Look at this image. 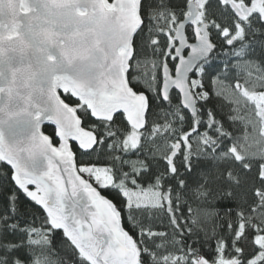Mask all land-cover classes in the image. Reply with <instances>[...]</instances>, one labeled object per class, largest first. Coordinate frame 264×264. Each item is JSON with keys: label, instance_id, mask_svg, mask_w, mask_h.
<instances>
[{"label": "snow or ice", "instance_id": "6c2138e0", "mask_svg": "<svg viewBox=\"0 0 264 264\" xmlns=\"http://www.w3.org/2000/svg\"><path fill=\"white\" fill-rule=\"evenodd\" d=\"M0 264H264V0H0Z\"/></svg>", "mask_w": 264, "mask_h": 264}]
</instances>
